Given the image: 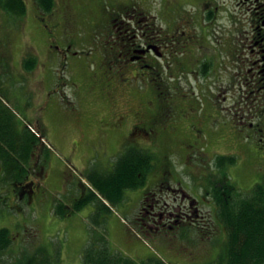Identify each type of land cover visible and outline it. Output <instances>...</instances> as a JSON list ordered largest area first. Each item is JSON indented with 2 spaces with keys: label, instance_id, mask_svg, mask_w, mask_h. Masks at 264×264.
Masks as SVG:
<instances>
[{
  "label": "rangeland",
  "instance_id": "rangeland-1",
  "mask_svg": "<svg viewBox=\"0 0 264 264\" xmlns=\"http://www.w3.org/2000/svg\"><path fill=\"white\" fill-rule=\"evenodd\" d=\"M25 1L28 7L25 18L12 19L0 10V146H4L6 143L2 141L7 139L9 147H12V151L6 155L7 158H4L7 163L3 165L7 168H4L3 172L0 168V230H9L13 237L14 244L13 247L11 246L13 249L9 258L15 256L16 260L24 253H32L41 247L49 251L52 256H58L62 264H81L84 250L89 243H92V239L106 235L112 250L138 261L154 257L162 259L167 264H207L212 261L216 257L218 248L224 245L227 233L224 225L219 221L212 196L205 192L206 182H203L205 185L201 188L200 181L203 180L200 176L204 174L206 181L205 173L209 168H212L213 172L217 171L215 157L233 156L238 163L227 169L230 178L236 182V194L240 191L241 196L247 195L256 184L264 182V158L255 152L257 147L254 143H243L241 139L239 140L236 136L237 129L233 125V118L237 122L240 117H247L241 112L240 106H237V99H234L235 96L242 97L244 91L239 89L241 85L236 88L233 85L228 91L226 90L227 100L222 97L220 103L211 104L214 109L208 107L206 113L200 115L214 119L218 126V130L210 129V121L206 119L201 132L197 124L199 123L198 106L200 111L205 109L206 93L196 87L193 93L189 89L183 90L185 88L183 83L190 79V75L184 73L180 78L178 74L177 79L182 84L170 82L167 87L171 93L170 101L166 102L165 106H173L176 111L179 108L183 110V115L188 112L193 113L197 121L193 119L187 121L181 117L182 114H176L177 122L176 120L173 122L177 123L175 127L178 128V135L174 138L160 135L157 139L135 136L133 140L131 138L126 140L127 138L123 137L131 131L129 121L136 118L138 103L153 100L154 89L152 92L130 96V99L127 95L116 91L110 95L114 107L105 103L99 92L101 81L109 77L107 74L109 63L102 61L101 58L105 49L110 46V43H105L104 36L119 32L115 23L111 22L109 25L110 18L123 19L126 10H131L127 11L126 15H133L132 7L138 4L137 7L141 10L137 12L149 11L157 16L159 20L156 24L164 31L171 30L173 21H177L178 17L184 18L183 24H176L177 38L184 37V34L185 37L191 38V33L194 31L190 29V20L200 15V11L206 10L202 3L204 1L56 0L55 10L51 14L53 18H47L41 23L36 21L35 15H38L40 10L35 1ZM209 1L212 4L211 0L206 2ZM213 1L220 9L217 10L213 5L209 10L219 13L220 17L225 19L222 24L225 32L220 31L222 36H218L219 40L209 39L210 45L213 49H219L222 40L228 44L230 51H234L233 46L235 48L239 44L241 46V39L252 30L247 14L248 7L241 0ZM193 4L200 9L197 13L193 12ZM166 13L171 19V23L166 21L168 26L161 22ZM235 17L240 21H233ZM45 24L48 25L50 32L55 33L52 39L51 34L44 28ZM182 25L184 26L181 27ZM172 31L171 35H173ZM166 34L170 33L166 31ZM65 38L72 39L73 45L72 52L66 60L56 56L59 53L58 49L65 47L62 43ZM10 39H13L12 53H10ZM26 51L32 53L27 59V65L30 66V61L33 62L32 59L38 58V71L36 74L28 75L27 90L21 82L20 75L17 74L20 70V58ZM83 52L86 53L82 55ZM240 53L244 57V54ZM185 57L184 54H179L177 58L186 61ZM240 62L236 57V60L226 65L231 72L232 81L236 80L235 74L238 73ZM220 63L224 66L223 62ZM226 67L223 68L225 74L228 69ZM166 80L168 82L167 77ZM192 86L194 87V84ZM227 86L229 87L228 84L225 87ZM161 92L168 94L164 87L161 88ZM80 105L82 107H78ZM69 106L78 107L90 119L84 123L86 137L85 134L78 133L79 136L74 130L76 127L70 123L68 112L72 109ZM105 117H107L106 121L100 125L98 121L104 120ZM110 117L112 123L118 126L117 119L123 117L121 119L124 126L113 125L115 128H104L110 126ZM250 122L252 121L246 124ZM29 123H32L35 132L41 123L40 131L44 136L45 150L43 155L39 149L35 150L29 157V166L25 163L27 167L34 166L31 176L27 175L35 185L34 189L36 187L34 199L31 198L33 194L28 192V189H25L27 192L23 194L24 198L20 199L19 191L22 188L20 184H23L27 178V176L24 178L25 175L19 178L22 164L20 153L29 148L26 142L28 136L26 127ZM202 133L205 135L200 136L201 142H197L195 136L199 137ZM33 140L40 144L39 140L34 138ZM102 143L105 144L103 147H94ZM133 147L155 149V151L147 149L148 152H145L153 157V171H155L149 173L147 185L174 181L173 187L180 185L186 194H191L196 200L201 201L196 206L199 207L203 217L195 226L189 223V226L178 228L172 233L164 232L162 237L157 236L156 233L155 237L143 233L134 223V220L143 217L138 210L141 198L145 195L143 190L128 191L124 196L125 203L116 204L114 212L90 213V207L93 206L91 205L86 206L82 211L74 212L70 217L60 218L54 213V201L59 199L67 202L65 197H76L79 193L77 187L83 181L86 184L89 181L95 188L89 177L98 181L102 179L107 181L110 177L117 181L118 179L114 178V167L121 159V155L128 148ZM202 151L205 152L204 157L208 163L203 164L200 161V157L203 156ZM134 160H138L137 156ZM181 164L192 165L193 171L191 172L190 166L186 169ZM41 169H45V172ZM186 175L188 178L185 177ZM11 177L19 179H15L17 182L13 183L15 181L13 179L11 181ZM28 182L30 181L25 183ZM95 190L99 194L96 188ZM112 191L111 187L107 190L109 194ZM85 195H80L72 201V204L75 202L78 204V200ZM89 195L87 193V196ZM178 195L179 193L168 192L166 189L157 197H161L162 202L168 201L171 207H174L177 203L173 201ZM178 199L181 200L180 195ZM182 202L185 211L188 212L189 198ZM161 207L164 208L163 205ZM133 211H136L135 219H133L134 215L130 214ZM97 221L103 223V226H99Z\"/></svg>",
  "mask_w": 264,
  "mask_h": 264
},
{
  "label": "flooded vegetation",
  "instance_id": "flooded-vegetation-1",
  "mask_svg": "<svg viewBox=\"0 0 264 264\" xmlns=\"http://www.w3.org/2000/svg\"><path fill=\"white\" fill-rule=\"evenodd\" d=\"M203 1L206 10L200 11V15H196L190 20V29L194 31L191 33V38L185 37V34L184 37L177 38L176 30L178 27L176 24H183L184 18L181 17H178L177 21H173L171 30H167L170 34H166V31L164 32L163 29L157 27L152 17L146 16L143 12H137V10H135L137 14L126 17L127 23L125 21L117 23L119 18L114 19L119 32H115L117 35L104 36L105 43H110V46L105 49L104 55H102L104 61L109 63L107 73L109 77L107 80L101 81L99 92H101L102 100L114 107L112 106L114 101L110 99V95L116 91L130 97L142 94L139 91L140 89L135 88L136 86L140 88V84L151 87L152 90L154 89L153 100L138 103L139 109L135 111L136 118L129 121L131 131L123 137L133 139L135 136H145L150 139H157L160 135H164L166 138H174L178 135V128L175 127L177 123H174L173 120L177 122L175 115L182 114L183 110L178 108L176 111L173 106H165L166 102L170 101L171 93L170 89L167 88L170 82L182 84L177 79L178 74H180V78L184 73L190 75V79L183 83L184 90H192V84H194L196 88L202 89L206 93L205 109L200 111V106H198L199 123L197 122V124L201 132H203L202 128L207 120L210 121V129L218 130L214 119L201 116L206 113L208 107H212L211 104L220 103L222 97L227 100L226 90L228 91L233 85H235V88L241 85L239 89L244 91L242 97L235 96L234 99H237V106H240L241 112L247 117H240L238 123L233 118V125L237 129L236 136L239 140L241 139L243 143H254V146L258 148L256 152L260 156L264 152V0H241L248 7L247 14L252 30L245 35L244 39H241V46L240 44L236 48L233 46L235 52L230 51L228 44L222 40H220L221 46L219 49H213L210 45L211 41L209 39L212 41L219 40L218 36H222L220 31L225 32L222 26L225 19L221 18L219 13L209 10L212 9L213 5L217 10L220 9L215 1L211 0L212 4L210 1L206 2L208 0ZM193 5V12L197 13L200 9H197L199 7H195V4ZM165 17L166 14L163 18ZM47 18L53 17L51 14L47 15L46 18L39 14L36 16V20L44 22ZM111 20L112 18H110L109 25ZM233 21H240V19L235 17ZM44 27L48 28V25L45 24ZM171 31L173 35H171ZM48 32L51 34L52 39L55 33L50 32L49 29ZM63 40L62 43L65 44V47L59 49L56 56L68 58L73 48L72 39L65 38ZM239 52H242L244 57ZM10 53L12 52L10 51ZM179 54H184L186 61L178 59ZM236 57L241 62L237 69L238 73L235 74L236 80L232 81L231 72L228 71L229 67H226V65L228 66L230 62L236 60ZM219 61L223 62L224 66H221L222 63ZM224 67L228 68L226 74L223 72ZM164 77H168L169 83ZM226 81L228 82L226 83ZM226 84L229 87H225ZM125 87L127 88L123 89ZM163 87L168 94L161 92ZM58 88H60L59 85ZM104 89L106 92H104ZM78 107H82V105ZM78 107H70L72 110L68 112L69 121L76 127L74 130L77 134L84 135V123L90 121V119ZM212 109L214 108L212 107ZM123 117L117 119V123L119 120L118 124L121 127L124 126L121 119ZM181 117L189 121V119H194L195 116L193 113L188 112L185 115L182 114ZM106 118L98 121L100 125L106 121ZM110 119V126L107 125L104 128L119 127L112 123V117ZM249 121L252 122L246 124ZM38 122L40 121L38 120ZM38 127H41V123ZM161 127H163L162 130ZM203 135L205 134L202 133L199 137L195 136L198 139L197 142H201L200 136ZM86 136L85 134L84 137ZM197 142L195 143L198 144ZM104 145L102 143V145H94V147L101 148ZM205 155L204 153L202 157L204 162H207ZM32 184L28 185L30 189L33 188ZM164 190L165 185L160 184L158 189L145 193V201H143L141 208L143 217L140 218L143 231L153 234L171 233L188 225L190 221L197 222L198 218L203 217L193 200L189 199V211H185V205L182 201L186 200L187 194L184 192H181L180 195L182 201H179V195L174 199L173 203H177L174 207H171L172 205L168 201L162 202V198L157 196L162 194ZM35 192L32 191V193Z\"/></svg>",
  "mask_w": 264,
  "mask_h": 264
},
{
  "label": "trees",
  "instance_id": "trees-1",
  "mask_svg": "<svg viewBox=\"0 0 264 264\" xmlns=\"http://www.w3.org/2000/svg\"><path fill=\"white\" fill-rule=\"evenodd\" d=\"M37 6L44 12L50 13L55 6V0H35ZM0 9L13 15H23L26 12L24 0H0ZM129 10H126V12ZM168 16V13H166ZM131 97H128L130 99ZM124 99V98H123ZM122 99V100H123ZM0 146V164L7 163L4 158L12 151L9 141H2ZM33 147L26 150L25 156L20 157L21 161L28 163ZM262 154H260L261 156ZM134 156V158H133ZM136 156L138 160L136 159ZM217 165L224 172L226 166L235 165L236 158L219 157ZM28 160V161H27ZM114 178L108 177L107 181L95 180L89 177L99 193L113 206L124 200L126 191L137 190L144 186L145 176L153 168V157L145 152H128L117 164ZM26 171L23 170L22 173ZM225 174V172H224ZM110 185H109V184ZM110 187L113 189L110 194L107 192ZM213 199L218 209V218L224 225L227 233L224 245L218 248L216 257L209 264H264V182L255 185L251 193L247 195L236 194L233 184L214 186ZM100 202L94 192L81 199L75 204V210H82L86 206ZM107 211L108 208L101 204ZM58 213L63 215V206L58 207ZM99 226L103 223L97 221ZM14 241L9 230H0V264H62L58 256H52L49 251L37 248L32 253H24L22 257L15 260L11 246ZM8 253V254H7ZM81 264H167L158 257L144 261H137L121 252L112 250L106 235L92 239V243L84 250Z\"/></svg>",
  "mask_w": 264,
  "mask_h": 264
},
{
  "label": "bare ground",
  "instance_id": "bare-ground-1",
  "mask_svg": "<svg viewBox=\"0 0 264 264\" xmlns=\"http://www.w3.org/2000/svg\"><path fill=\"white\" fill-rule=\"evenodd\" d=\"M219 110H220V109H219ZM18 160H20V159H18ZM205 169H206V168H205ZM207 171H208V170H207ZM114 207H115V206H114ZM220 228H221V227H220ZM211 229H212V228H211ZM221 230H222V229H221ZM219 231H220V230H219ZM194 234H195V233H194ZM197 235H198V234H197ZM197 235H196V236H197ZM194 236H195V235H194ZM203 238H204V237H203ZM207 258H208V257H207ZM208 259H209V258H208Z\"/></svg>",
  "mask_w": 264,
  "mask_h": 264
}]
</instances>
